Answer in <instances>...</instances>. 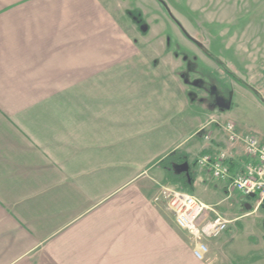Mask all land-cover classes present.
Wrapping results in <instances>:
<instances>
[{
  "label": "crops",
  "instance_id": "1",
  "mask_svg": "<svg viewBox=\"0 0 264 264\" xmlns=\"http://www.w3.org/2000/svg\"><path fill=\"white\" fill-rule=\"evenodd\" d=\"M51 2L0 0V264H264L262 241L224 232L195 258L160 200L163 180L184 190L161 160L208 146L189 100L139 49L85 52Z\"/></svg>",
  "mask_w": 264,
  "mask_h": 264
},
{
  "label": "rangeland",
  "instance_id": "2",
  "mask_svg": "<svg viewBox=\"0 0 264 264\" xmlns=\"http://www.w3.org/2000/svg\"><path fill=\"white\" fill-rule=\"evenodd\" d=\"M60 1L65 21L79 22L81 48L84 40L94 37L95 44L90 42L85 52L94 49L96 54L113 57L133 47L175 78L191 105L194 151L206 134L213 138L200 156L226 147L222 128L229 120L264 140V0H163L201 47L170 17L161 0ZM237 154L241 168L247 158L241 149ZM192 156L196 162L199 156ZM191 171L195 181L207 183L204 188L197 184L193 191L206 204L228 218L249 214L237 218L224 236L237 240L249 236L250 241L264 243L263 207L255 210L254 201L243 199L239 192L222 193L225 184L206 169L191 164ZM168 185L166 180L160 182V200L171 213L162 196Z\"/></svg>",
  "mask_w": 264,
  "mask_h": 264
},
{
  "label": "built area",
  "instance_id": "3",
  "mask_svg": "<svg viewBox=\"0 0 264 264\" xmlns=\"http://www.w3.org/2000/svg\"><path fill=\"white\" fill-rule=\"evenodd\" d=\"M222 129L226 147L219 148L213 155L199 157L196 160L197 166L206 169L213 178L224 183L228 196L235 191L243 199L254 194V197H250L254 201V209L264 208V140L253 132L241 131L232 120L227 121ZM204 138L208 143L213 139L210 134ZM239 149L244 152L247 160L241 168L234 170L233 161ZM162 196L173 212L177 225L191 234L195 258L206 260L209 253L207 240L227 231L231 221L188 191L165 186Z\"/></svg>",
  "mask_w": 264,
  "mask_h": 264
},
{
  "label": "trees",
  "instance_id": "4",
  "mask_svg": "<svg viewBox=\"0 0 264 264\" xmlns=\"http://www.w3.org/2000/svg\"><path fill=\"white\" fill-rule=\"evenodd\" d=\"M169 15L181 27L182 31L185 32L186 35H188L187 32L184 30L182 24L173 16V14L169 13ZM252 91L254 93L258 94L255 90H252ZM185 162L189 163V167H190V176L189 177L187 176L186 172H179L178 171L180 165L185 163ZM191 164L194 166L197 165L196 162L190 161L188 159V156H186L185 154L180 155L178 153V151L170 153L163 160H161V163H160L162 168L166 170L167 175H168L167 180L170 183L177 184L182 189H184L190 193H193L195 177H194V173L191 171Z\"/></svg>",
  "mask_w": 264,
  "mask_h": 264
},
{
  "label": "water",
  "instance_id": "5",
  "mask_svg": "<svg viewBox=\"0 0 264 264\" xmlns=\"http://www.w3.org/2000/svg\"><path fill=\"white\" fill-rule=\"evenodd\" d=\"M162 4L165 6V8L168 10L169 13H171L168 5L163 1L161 0ZM172 14V13H171ZM199 45H201V43L198 42ZM179 172H186L187 173V176L189 177L190 176V167H189V163L188 162H185L183 164L180 165L179 169H178ZM250 197H254V194H251ZM246 207L248 208H251V205L250 204H246Z\"/></svg>",
  "mask_w": 264,
  "mask_h": 264
},
{
  "label": "flooded vegetation",
  "instance_id": "6",
  "mask_svg": "<svg viewBox=\"0 0 264 264\" xmlns=\"http://www.w3.org/2000/svg\"><path fill=\"white\" fill-rule=\"evenodd\" d=\"M164 6V5H163ZM165 7V6H164ZM188 36V35H187ZM188 38H190L191 41H193L195 44H197V46L201 47V45L198 44V41L194 40V38H192L191 36H188Z\"/></svg>",
  "mask_w": 264,
  "mask_h": 264
}]
</instances>
